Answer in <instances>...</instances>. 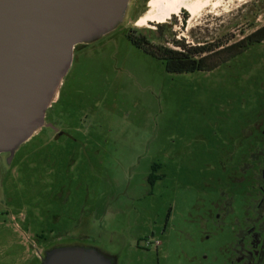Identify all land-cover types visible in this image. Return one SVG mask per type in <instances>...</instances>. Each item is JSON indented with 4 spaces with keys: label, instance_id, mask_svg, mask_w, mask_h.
<instances>
[{
    "label": "rangeland",
    "instance_id": "obj_1",
    "mask_svg": "<svg viewBox=\"0 0 264 264\" xmlns=\"http://www.w3.org/2000/svg\"><path fill=\"white\" fill-rule=\"evenodd\" d=\"M137 1L143 9L134 13ZM150 1L132 0L123 24L74 47L56 106L65 133L43 141L39 132L11 157L0 153V264H39L55 244L117 252L120 264L222 262L233 218L215 223L213 203L231 198L240 217L245 188L228 178L242 146L230 158L226 128L264 106V40L227 61L220 54L212 69L168 72L126 33L151 29L145 46L156 51L177 40L171 33L182 37L184 5L163 22L138 24L155 12ZM192 2L200 17L214 0ZM213 9L220 43L264 24V0H218ZM152 163L163 174L148 193Z\"/></svg>",
    "mask_w": 264,
    "mask_h": 264
},
{
    "label": "water",
    "instance_id": "obj_2",
    "mask_svg": "<svg viewBox=\"0 0 264 264\" xmlns=\"http://www.w3.org/2000/svg\"><path fill=\"white\" fill-rule=\"evenodd\" d=\"M132 0H0V153L45 123L76 45L123 24ZM39 264H110L95 247L55 244Z\"/></svg>",
    "mask_w": 264,
    "mask_h": 264
},
{
    "label": "flooded vegetation",
    "instance_id": "obj_3",
    "mask_svg": "<svg viewBox=\"0 0 264 264\" xmlns=\"http://www.w3.org/2000/svg\"><path fill=\"white\" fill-rule=\"evenodd\" d=\"M205 2L208 3L210 0H204L202 5H204ZM210 4L213 5L209 6L210 9L206 11L211 14L209 15L206 12V14L204 13L200 17L197 14L193 18L195 23H191L189 28L188 22L192 17L187 9L182 7L183 11L179 18L178 27L180 30L179 34L182 37L175 33H171L177 40L171 41L174 45H170L171 43L167 42L168 44L166 46L171 48L174 46L178 49L181 48L184 52L189 51L193 53L195 57L206 55L212 57L221 49L227 48L226 51H231L235 48L234 44L240 40L244 41L243 44L247 45V48L252 44L260 43L264 40V31L254 33V31L264 26V24H262L248 34L240 37L237 41L220 43L217 31V10L213 9L215 5H218V0H214V2ZM131 8L134 13L135 11H142L143 2L137 1L134 4L132 2ZM196 17H199L198 21H196ZM183 29L187 34L183 33ZM175 30L176 29L173 28L174 32H176ZM199 31H202L205 37H197L202 36V34H198ZM192 35L204 40L194 43L189 40V37ZM193 71H196V69ZM58 95L45 112L46 124L31 137L41 132L42 134L38 137L40 140L55 141L60 134L65 133V122L61 118L65 110L62 108L57 110L56 108L57 104H59ZM239 118L240 117H238V119ZM240 119L242 120L237 121L236 119L235 121L233 119L235 123L232 121L230 128H226V132L228 134L227 143L235 144L233 148L230 149L234 151L230 158L233 157L234 159L236 148L238 145L242 146V149L238 152L239 155H237L236 161H234L231 166L233 173L228 175L229 179L244 182L245 185L241 216H233L234 209L229 200L231 198H218V200L213 203L215 210H217L215 223H224L223 218L226 216H232L233 218H231V221L227 222L231 224L232 230L229 240L221 250L223 260L220 264H264V106L260 105L253 115H251L250 112H244ZM236 124L238 125L237 128ZM49 134L51 135L50 138ZM159 168L160 165L155 163L150 165L149 172L145 179L146 184L149 186L148 193H150V189L155 182L162 177L163 173L155 172ZM234 173L239 174V176L234 177ZM211 218L213 220L212 216ZM95 248L109 260L110 264H120L119 254L117 252L106 251L98 247ZM41 254L39 253L38 256L39 262L42 257Z\"/></svg>",
    "mask_w": 264,
    "mask_h": 264
},
{
    "label": "trees",
    "instance_id": "obj_4",
    "mask_svg": "<svg viewBox=\"0 0 264 264\" xmlns=\"http://www.w3.org/2000/svg\"><path fill=\"white\" fill-rule=\"evenodd\" d=\"M165 24H159L156 26V38H161L165 32ZM151 30V29H150ZM147 29H132V32L126 33L127 38L138 48H141L147 54L161 61L164 68L168 72H187L193 70H209L216 67L220 61L219 55H225L223 61H227L231 54L240 53L247 48V45L243 44V40H240L234 44L235 48L231 51H226L227 48L219 50L212 57L210 55L195 57L191 52H184L178 48H171L167 46L157 45L156 51L149 49L147 46L151 37V32ZM264 31V26L254 31V33ZM80 46V44L75 47ZM236 49V50H235ZM224 53V54H223ZM213 58V59H212Z\"/></svg>",
    "mask_w": 264,
    "mask_h": 264
},
{
    "label": "bare ground",
    "instance_id": "obj_5",
    "mask_svg": "<svg viewBox=\"0 0 264 264\" xmlns=\"http://www.w3.org/2000/svg\"><path fill=\"white\" fill-rule=\"evenodd\" d=\"M206 1V0H205ZM150 8L155 12H148L141 17L137 23H144L146 21L163 22L165 19L171 16V12L176 13L179 11L178 5L183 4L184 8L190 13L191 17H195L198 13L195 10V3L192 0H151ZM213 5V4H210Z\"/></svg>",
    "mask_w": 264,
    "mask_h": 264
}]
</instances>
